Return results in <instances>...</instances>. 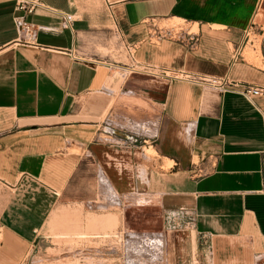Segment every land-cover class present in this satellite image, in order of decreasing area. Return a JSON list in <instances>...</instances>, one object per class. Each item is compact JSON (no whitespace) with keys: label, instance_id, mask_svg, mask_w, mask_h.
Masks as SVG:
<instances>
[{"label":"crops","instance_id":"obj_1","mask_svg":"<svg viewBox=\"0 0 264 264\" xmlns=\"http://www.w3.org/2000/svg\"><path fill=\"white\" fill-rule=\"evenodd\" d=\"M41 1L26 15L37 28L28 43L15 0H0V264H35L41 230L78 218L68 212L89 185L85 167H101L117 195L146 198L147 176L117 150L138 139L174 162L156 181L166 215L181 216L166 222L163 264H264V95L183 78L264 84L263 50L233 61L264 0ZM174 20L196 48L171 37ZM195 165L209 169L179 176Z\"/></svg>","mask_w":264,"mask_h":264},{"label":"rangeland","instance_id":"obj_2","mask_svg":"<svg viewBox=\"0 0 264 264\" xmlns=\"http://www.w3.org/2000/svg\"><path fill=\"white\" fill-rule=\"evenodd\" d=\"M261 13L263 15L259 16L258 24L251 29L245 44L244 55L249 58L250 54L251 60H257L264 51V5ZM170 23L186 25L178 20ZM119 40L115 36L111 50L117 60H123L119 55L123 56L124 47ZM128 144L131 148L120 147L117 150L128 156V171L137 175V169H141L142 175L147 176V197L138 193L119 196L101 167L83 168L80 178L86 179L89 185L84 187L83 197L75 201L78 204L72 205L73 210L69 207L68 212V215L78 218H56L41 230L32 253L35 264L164 263L167 254L162 235L167 222V208L156 181L157 173L163 175L165 181L171 177L174 162L159 157L150 142L147 144L138 139L130 140ZM208 169V166L197 165L190 172L179 173V176L198 178ZM92 181L95 187H91ZM93 196L97 201L92 200Z\"/></svg>","mask_w":264,"mask_h":264},{"label":"built area","instance_id":"obj_3","mask_svg":"<svg viewBox=\"0 0 264 264\" xmlns=\"http://www.w3.org/2000/svg\"><path fill=\"white\" fill-rule=\"evenodd\" d=\"M16 9L22 12V15H18L15 18L17 27L20 32L25 33L30 39L23 38L25 42L30 43L35 39L36 26L33 23H30L26 20V15L33 13L38 8H43L44 5L41 0H15ZM170 30L169 34L175 40H179L185 43L189 48L194 49L198 46L199 39L192 30L185 29L182 26H178L170 23L166 26ZM251 29L246 32V39L234 49V60L236 61L239 57H243V51L245 48L246 40L250 34ZM73 54L76 56V52L73 50ZM168 78H172L171 75L165 73ZM183 78L198 83L202 85L205 89H211L219 93H224L226 91H237L246 97L249 100L257 96L264 95V84H254L244 81H233L230 79L229 74L218 77V76H209L201 75L195 73H185ZM197 167V165H195ZM201 170V168H200ZM180 215L174 211L169 212L167 215L168 226H176L180 222ZM119 234V233H118ZM118 236V235H117ZM260 258H264V255H261ZM195 264H202L197 262Z\"/></svg>","mask_w":264,"mask_h":264}]
</instances>
